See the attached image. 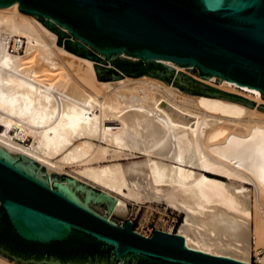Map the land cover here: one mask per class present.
I'll return each mask as SVG.
<instances>
[{
	"label": "bare ground",
	"instance_id": "1",
	"mask_svg": "<svg viewBox=\"0 0 264 264\" xmlns=\"http://www.w3.org/2000/svg\"><path fill=\"white\" fill-rule=\"evenodd\" d=\"M57 37L18 1L0 7V157L48 185L35 164L47 173L73 167L75 176L55 181L86 207L75 188L85 189L86 201L94 194L77 178L113 196L114 212L126 213L129 202L184 212L179 234L189 248L247 263L252 251L264 254L260 92L198 77L250 97L249 105L228 92H185L145 73L102 80L96 60ZM16 155L27 163H15ZM0 264L22 263L0 254Z\"/></svg>",
	"mask_w": 264,
	"mask_h": 264
},
{
	"label": "water",
	"instance_id": "2",
	"mask_svg": "<svg viewBox=\"0 0 264 264\" xmlns=\"http://www.w3.org/2000/svg\"><path fill=\"white\" fill-rule=\"evenodd\" d=\"M14 1L0 0V7ZM16 1L58 35L59 45L70 35L58 26L66 28L76 39L65 38L64 48L77 55L107 64L88 45L110 62L120 52L145 62L114 60L128 75L170 81L175 69L160 61L168 59L197 67L202 77L247 84L264 98V0ZM0 252L30 264H116L118 257L133 264V256L135 264H253L189 248L175 232L154 229L147 237L131 220L115 224L2 157Z\"/></svg>",
	"mask_w": 264,
	"mask_h": 264
},
{
	"label": "rangeland",
	"instance_id": "3",
	"mask_svg": "<svg viewBox=\"0 0 264 264\" xmlns=\"http://www.w3.org/2000/svg\"><path fill=\"white\" fill-rule=\"evenodd\" d=\"M58 27H61L63 29V31H65L66 33H68L70 35V37H67V36L62 37V40H61L62 45H64V39L65 38L70 39V40L73 38L76 39L75 37L72 38V35L67 31L66 28H64L61 25H59ZM87 48L89 50H91L92 52H94L95 54H99V56L107 62V64L100 62V61H96V63H95L97 74L102 80H115V79H118L120 77H125V75H127L124 71L120 70L117 66H115L113 64L114 60H116L120 57L127 59V60H132V61H140L141 60L139 58L130 57V56L126 55L125 52H120V53L116 54L115 56H113L111 58V62H110L109 58H105V55L103 53L95 51L94 49H92L88 45H87ZM151 60L155 61L152 58H151ZM162 63L167 65V66L174 68L175 71H174L170 81L165 80V79H161V78L160 79L165 81V82H168V83L172 82L173 84H175L176 86H178L181 90H183L185 92L192 93L191 91H188L186 89V87H188L189 89H192V90H197V92L202 91V90H209L211 92H217L216 90H223V91L229 92L230 94H233V95L243 96V97H247V98L251 99L250 97L245 96L241 93L234 92V91H228L226 89L219 88L215 85H212V84L205 82L204 80L200 79V78H202V76L200 75V70L195 66H184V67L177 69L175 67L177 65L174 66L170 63H166L165 61H162ZM145 75H147V74L145 73ZM198 77H200V78H198ZM216 77L218 80L222 79L219 76H216ZM195 94H198V93H195ZM251 100H253V99H251ZM249 101H245V102H247L249 105H253ZM259 109L264 111V102L263 101L259 102ZM14 162L15 163L16 162L17 163H19V162L27 163V161L21 155H16ZM35 168H38V171H39L42 178H44V179H48L49 177L51 178V179L50 178L49 179H50V186H52V187L58 188V184L55 181V179L64 180L68 176L69 177L75 176L73 174V170H74L73 167H67L64 172L51 171L49 173H47V170H46L47 168L44 166H38V164H35ZM220 179L222 181H225V179H223V178H220ZM77 181L81 185H84L86 188L92 189V192L94 194L93 197H91L88 201H86L84 199V190L85 189L82 190V187H78V189L75 188V192H76V194H77V196L81 202H86V205L88 204V207L90 209L96 211L100 215H103V216L109 218V220L115 224L122 225V223L124 221L131 220L132 225H133V229L135 231L143 234L144 236H147V237L151 236L154 229H159V230H163V231H167V232H175V233L179 234L181 226L184 224V222L186 220V214L184 212L176 210V209L169 207L163 203H161V204H157V203L136 204L133 202H129L128 206H127L128 209H127L126 213L121 214L118 212H114L111 209V201H110L113 196H111L109 199L105 198L101 195L103 193L102 189H100L98 187H93L92 185H90V183H87V181H83L82 179L77 178ZM246 185L248 186L249 189H252L251 185H248V184H246ZM0 254L6 256L7 258H10L9 256L5 255L2 252H0ZM263 255L264 254L262 252L260 253V255L259 254L257 255L255 253V251H252L251 255H250V262L253 264H261L262 262H261L260 258H262ZM12 260L18 262L15 259H12ZM115 263L120 264V258L119 257L117 258ZM22 264H30V263H22ZM133 264H135V256H133Z\"/></svg>",
	"mask_w": 264,
	"mask_h": 264
},
{
	"label": "flooded vegetation",
	"instance_id": "4",
	"mask_svg": "<svg viewBox=\"0 0 264 264\" xmlns=\"http://www.w3.org/2000/svg\"><path fill=\"white\" fill-rule=\"evenodd\" d=\"M140 62H143V63H145L144 61H142V60H140ZM121 70V69H120Z\"/></svg>",
	"mask_w": 264,
	"mask_h": 264
}]
</instances>
